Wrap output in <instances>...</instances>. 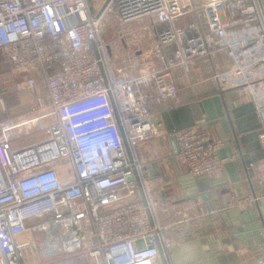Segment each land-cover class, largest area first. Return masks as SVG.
Listing matches in <instances>:
<instances>
[{"label":"built area","instance_id":"2783aa9c","mask_svg":"<svg viewBox=\"0 0 264 264\" xmlns=\"http://www.w3.org/2000/svg\"><path fill=\"white\" fill-rule=\"evenodd\" d=\"M110 19H147L151 53L186 66L205 58L219 90H237L264 113V0H0V56L18 77L7 92L28 91L42 117L55 119L44 140L21 148L0 131V264H45L55 245H37L26 220L47 214L81 227L80 264H168L174 240L135 147L155 136L151 108L178 87L169 64L156 67L146 54L113 80L102 44ZM170 136L169 156L193 176L221 173L222 139L197 126Z\"/></svg>","mask_w":264,"mask_h":264},{"label":"crops","instance_id":"0c3cea01","mask_svg":"<svg viewBox=\"0 0 264 264\" xmlns=\"http://www.w3.org/2000/svg\"><path fill=\"white\" fill-rule=\"evenodd\" d=\"M144 54L151 57L150 62L156 67L163 68L169 64V80L178 87L176 98L151 108L155 136L146 141L149 154L143 152L141 156L147 176L160 189L156 193L162 196V203L178 204L176 201L181 199L180 194L192 188V180H188L193 175L169 156L172 145L170 132L180 127L197 126L211 139L224 141L218 151L219 156L226 159L223 169L217 176H207L208 181L223 178L225 185L221 189L222 196H230L231 202L250 196L260 198L246 207H238L241 210L260 205L264 198V156L254 160L253 154L259 155L260 148L264 150V142L260 139V134L264 132V113H257L237 90H219L211 63L205 58H197L186 66L170 61L171 58L160 60L151 51ZM224 59L221 54L220 60L224 62ZM4 95L0 98V131L7 128L5 135L11 146L21 148L44 140V126L47 128L51 123L44 121L39 124L46 120V117H42L44 111L39 109L42 112H33L25 119L15 120V115L9 116L7 113V107L17 103L15 92L6 91ZM172 210L166 215L165 225L167 236L174 240V244L167 249L164 257L166 263L260 264L264 259V235L245 238L246 232L242 228L237 229L241 233L228 229V223L234 218L224 219L217 210H209L207 202L187 200L173 206ZM35 220H26V225L30 229H42ZM46 221L56 222L51 217ZM76 233L78 240L76 236L72 238L80 243L82 238L79 232ZM61 235L67 238L64 242L45 236L39 245L49 251L50 245H55L52 257L44 259L45 264H65V259L75 256L74 253L80 250L54 257L56 248L70 245V237L65 236V231ZM73 242L75 244L76 241Z\"/></svg>","mask_w":264,"mask_h":264},{"label":"rangeland","instance_id":"374dc122","mask_svg":"<svg viewBox=\"0 0 264 264\" xmlns=\"http://www.w3.org/2000/svg\"><path fill=\"white\" fill-rule=\"evenodd\" d=\"M89 2L92 5L95 4V0H89ZM154 31V28L150 26V22L147 19L134 20L126 23L111 19L106 21V26L102 32V44L113 80H124L127 78L129 73L136 71L135 69H129L126 67L130 62L137 63L143 57L144 53L151 51L155 43ZM7 66L8 65L6 63L0 64V70L6 69ZM16 79H18V77L13 72L0 75V98L5 96L4 94L14 84ZM15 97L17 98V103L7 107L8 115H15V120L25 119L28 117V115H32L33 112H42L38 108L36 96H34L35 98L32 96V99L28 91H17L15 92ZM248 104L252 105L251 102H248ZM44 121L52 122L55 121V119L53 117H46V120L40 121L39 124H42ZM45 129L46 125L44 126V130ZM146 144L147 142H143L135 147L137 157L141 163V156L143 152L145 155L149 154V148H147ZM260 156H264V150L262 148H260L259 155L258 153L253 154V159L257 160L260 158ZM144 174L151 200L155 206L156 216L160 224L164 225L166 223V215L171 213V211H173L172 207L177 206L179 203L173 204L170 202H165V204L162 206L161 202L163 201V198L156 193L158 190H160L157 183L152 181V179L147 176L146 170ZM157 202H159L158 205ZM162 209H166V211H163ZM49 217L50 215L47 214L43 218H36L35 221H37V223L42 226V229H35L34 227H31L30 230L35 243L37 245L42 244L45 236L46 238L49 236L64 242L67 238L63 237L61 234L63 231H65V236L68 238L70 237L68 240L70 245L69 247L63 245L62 248H56L53 256H63L67 254L66 252L80 249V246L77 244V240L72 237L76 236V232L81 227L67 220H63L62 223H57L58 221H46V219H49ZM73 241H76L75 244ZM86 259H89V257L87 256ZM80 263H82V260L78 259L76 255L65 260V264ZM62 264H64V262Z\"/></svg>","mask_w":264,"mask_h":264},{"label":"water","instance_id":"95a60500","mask_svg":"<svg viewBox=\"0 0 264 264\" xmlns=\"http://www.w3.org/2000/svg\"><path fill=\"white\" fill-rule=\"evenodd\" d=\"M208 179L207 176H192L188 180H192L190 186L192 188L184 190L180 194L181 199L177 200L176 203L200 199L207 202L209 210H217L224 219L234 218L231 221L229 220L228 229L238 231L237 229L242 228L243 232H246L245 238L264 235V198L260 205L256 204L253 208L241 210L236 205H231L230 196H222L221 189L225 185L223 178H211V181H208ZM209 202H212V204L210 205ZM249 231L251 233L247 234ZM237 233L241 232L238 231Z\"/></svg>","mask_w":264,"mask_h":264},{"label":"trees","instance_id":"16d2710c","mask_svg":"<svg viewBox=\"0 0 264 264\" xmlns=\"http://www.w3.org/2000/svg\"><path fill=\"white\" fill-rule=\"evenodd\" d=\"M2 63H5V62L2 60V58H1V56H0V64H2ZM6 64H7V63H6ZM7 65H8V64H7ZM9 72H11V68H10V66L8 65L6 69H4V70H0V75L7 74V73H9Z\"/></svg>","mask_w":264,"mask_h":264}]
</instances>
